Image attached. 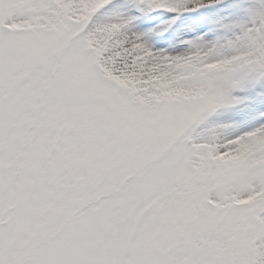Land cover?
I'll return each instance as SVG.
<instances>
[{
  "label": "snow or ice",
  "instance_id": "6c2138e0",
  "mask_svg": "<svg viewBox=\"0 0 264 264\" xmlns=\"http://www.w3.org/2000/svg\"><path fill=\"white\" fill-rule=\"evenodd\" d=\"M0 264H264V0H0Z\"/></svg>",
  "mask_w": 264,
  "mask_h": 264
}]
</instances>
